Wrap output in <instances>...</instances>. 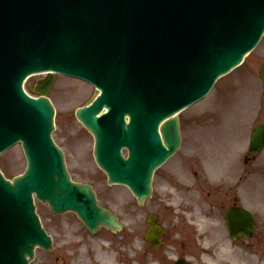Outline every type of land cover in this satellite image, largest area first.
Here are the masks:
<instances>
[{
    "label": "rangeland",
    "instance_id": "obj_1",
    "mask_svg": "<svg viewBox=\"0 0 264 264\" xmlns=\"http://www.w3.org/2000/svg\"><path fill=\"white\" fill-rule=\"evenodd\" d=\"M263 61L264 39L262 40V42H260L259 46L254 50V52L247 57L243 65L238 67L229 75L223 77L218 82L213 94L206 99L207 101L201 102L191 107L190 110L182 112L181 116L185 119V117L188 118L198 116L192 115L190 113L201 114L204 112H216L218 114L226 106V102L224 99L217 102L215 98L220 97L224 93V88L233 79L243 82L244 85H248V89H259V97H261L264 92V83L260 79L258 71ZM40 76L36 75L34 77H31L26 83L27 87H32L36 79ZM234 82L235 81H233L232 84ZM93 92V87L91 85H87L86 83H84L82 84V86H80L73 79L63 77L61 75L56 76L55 82L50 91V95L55 101L58 109V128L55 132V137L59 141V143L65 145L68 152V161L70 168L74 176L78 179L82 177H88L93 174V170H96L95 168L92 169L84 167L85 164L88 163L89 165H92L91 155H88V159H82L80 157V154H78L77 147L74 145L76 137H80L83 138V140L87 139V151H89V145L91 146L92 138L90 134L83 128L81 123L77 121L74 112L80 104L86 101L87 98H89V96L93 94ZM245 97L246 93L242 94L239 97L238 101L231 105V109L237 108L238 103H242ZM240 110L242 111V109ZM226 120L227 119H225L224 117H206L205 119H199L200 122L193 130L191 139L192 145L195 146L200 153L199 156H197L199 160L201 159V154H205L207 152L208 155H210L213 152L212 157L215 156L220 164L227 166V164L231 161L228 152L230 149H234V144H237L241 127L238 124H235L233 128L228 129L229 125L227 124ZM259 120H264V109H261L254 114L252 122L256 123ZM187 139L188 136L187 138H185V143ZM82 150H84V148ZM179 157H182L183 159L187 158L185 155L178 154L168 162L167 166L176 164L177 161H180ZM0 161L6 174L10 177L22 172L26 166V159L20 144L12 147L7 152H4L0 157ZM191 168L195 169L196 167L192 166ZM163 171L164 168H160L158 172L160 174ZM219 174L220 173L217 172L215 173V176ZM185 179L191 180L193 179V177L189 174ZM259 181H262L261 176L259 178ZM103 186L106 187L103 184L98 185L100 190L99 194L102 201L111 203L121 213L124 220H128L129 215L127 211L131 208V206L127 208L130 201V198L127 197L130 194L128 192L124 193L118 190H115L114 194H111L110 192H108L110 191L108 188V191L105 194L106 190L103 188ZM261 187L264 188V186ZM107 195H110L112 197L110 198ZM243 197L246 202H251L252 205L256 204L259 212V215H256L259 221V227L257 230H259L260 232H264V197H260L258 194H255V191L244 184ZM121 198L124 199L122 200ZM39 211L46 226L52 233L56 232L59 229V225L61 223L65 224L66 220L73 219L75 217L72 213H68L62 216L53 215L48 206L41 203H39ZM218 230L220 231L221 227H218ZM220 233L222 234L220 236L213 235L212 232L208 234L209 239L212 240L209 243L208 239L206 246L207 251L211 252L208 261L212 262V264H264V240L261 242V244H255V242H257L256 237L244 239L240 242H233L228 239L227 244L232 245V248L231 250L226 249L224 254L221 255L218 252L213 251L216 245V243H213V239L214 241L218 238H221L222 241L227 240V236L223 230V227L222 232ZM237 243H242V247H244L243 251L240 250V248L238 250ZM38 254L39 255L37 260L41 264L40 259L44 262V259H46V255H50V252L45 253L43 251H40ZM52 254L53 253H51V255ZM37 260L32 264H36ZM208 261L202 258L201 263L209 264Z\"/></svg>",
    "mask_w": 264,
    "mask_h": 264
},
{
    "label": "flooded vegetation",
    "instance_id": "obj_2",
    "mask_svg": "<svg viewBox=\"0 0 264 264\" xmlns=\"http://www.w3.org/2000/svg\"><path fill=\"white\" fill-rule=\"evenodd\" d=\"M145 248L147 249L148 248V244L145 243ZM152 258L155 259V258H159L161 260L164 259V249H163V246L160 247L159 249L153 251L152 253ZM145 264H150V258L147 257L146 261H145Z\"/></svg>",
    "mask_w": 264,
    "mask_h": 264
},
{
    "label": "bare ground",
    "instance_id": "obj_3",
    "mask_svg": "<svg viewBox=\"0 0 264 264\" xmlns=\"http://www.w3.org/2000/svg\"><path fill=\"white\" fill-rule=\"evenodd\" d=\"M170 192L173 194V193L175 192V189H174V188H170ZM68 239H69V241H71V242L74 241L72 235H70V234L68 235ZM223 246H224V245H223Z\"/></svg>",
    "mask_w": 264,
    "mask_h": 264
}]
</instances>
